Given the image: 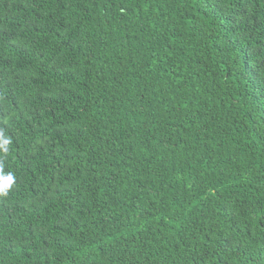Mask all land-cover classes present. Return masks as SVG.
Segmentation results:
<instances>
[{
	"label": "trees",
	"instance_id": "obj_1",
	"mask_svg": "<svg viewBox=\"0 0 264 264\" xmlns=\"http://www.w3.org/2000/svg\"><path fill=\"white\" fill-rule=\"evenodd\" d=\"M0 264H264V0H0Z\"/></svg>",
	"mask_w": 264,
	"mask_h": 264
},
{
	"label": "clouds",
	"instance_id": "obj_2",
	"mask_svg": "<svg viewBox=\"0 0 264 264\" xmlns=\"http://www.w3.org/2000/svg\"><path fill=\"white\" fill-rule=\"evenodd\" d=\"M10 143L11 138L8 137L3 131H0V149L7 151V147L10 145ZM14 183L15 178L12 173L3 174L0 172V195L7 196Z\"/></svg>",
	"mask_w": 264,
	"mask_h": 264
}]
</instances>
